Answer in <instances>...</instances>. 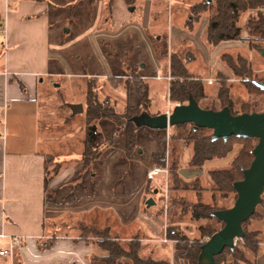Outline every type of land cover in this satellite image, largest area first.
<instances>
[{
	"label": "rangeland",
	"instance_id": "obj_1",
	"mask_svg": "<svg viewBox=\"0 0 264 264\" xmlns=\"http://www.w3.org/2000/svg\"><path fill=\"white\" fill-rule=\"evenodd\" d=\"M47 1L51 5L48 11V47L53 61L50 62V69L65 75L41 78L42 83L40 79L37 83L38 151L47 156L49 161L46 171L44 224L47 235L44 241L54 242L56 236L90 237L89 230L101 232L105 228L108 229L109 237L119 235L123 238H147L149 227L154 226L161 231L163 220L170 221L174 212L175 217H179L184 208L182 202L194 201V188L197 190L200 186L206 187L202 175L200 182L188 187L179 182V189L191 192H186V196L182 198L172 197L174 194L171 192L170 179L165 195L162 192L166 183L163 174L155 176L151 181L146 177L147 171L155 167L161 169L163 161L170 168L171 163L176 160L178 143L182 141L186 144L185 138L191 126L186 124L167 130L135 128V146L127 156L122 125L109 120L92 121L91 124L104 136L106 143L100 157L85 165L82 154L87 125V80L93 79L91 84L97 91L98 102L108 100V105L114 112L121 114L127 106L129 90L132 93L134 90L131 84L133 77L148 76L149 79L146 80L151 101L149 114L155 116V112H162L170 105L166 76L169 73V55L173 53L184 64L188 62L186 69L189 75L204 84L205 98L199 101L200 108L220 110L221 103L217 95L220 85H223L228 91L227 98L234 114H241L245 109L248 113L262 112L264 94L253 90L250 93L244 84L247 78L234 75L250 70L255 80H264V55L261 53L264 40L250 36L245 27L247 20L256 17L257 12L246 11L239 14L237 26L240 27V36L244 40L225 41L212 46L207 44L206 28L214 10L202 13L191 29L186 25L190 15L196 16L190 12L191 6L203 2L212 4L213 0ZM181 22L190 31L182 38L175 34ZM116 31H141L142 34L139 36L128 32L115 40L113 36ZM4 51L3 36L0 35V62ZM105 54L110 57L107 67L96 60L102 55L105 57ZM55 57L59 62L55 61ZM217 65H222V68ZM157 73L161 78H155ZM71 104H81L83 112L72 115L68 107ZM172 104L174 107L175 103ZM25 122L29 123L28 118H25ZM1 127L4 129V123ZM211 133L210 130H205L199 132L197 137ZM255 144L256 140H252V145ZM186 151L179 161L180 175L185 182L195 175L194 171H198L187 165L189 157L186 156H190L187 154H191V150L188 148ZM152 152L155 153L153 156ZM229 157L209 162L202 172L210 167L225 168ZM234 198V192H227L224 196L221 194V199L217 196L215 201L211 200L209 192L204 196L205 202L215 209L230 208ZM262 199L264 200V193ZM149 200L152 201L151 205L147 204ZM176 201L179 203L174 208L172 205ZM256 209L258 215L264 216V205L257 206ZM257 220V217L250 219L247 230L251 226L260 229L264 227V221L257 223ZM181 222L185 226L183 230L177 229L179 234L189 239L200 236L198 223L191 220L189 213L185 214ZM201 223L206 230L221 229V223L214 219ZM257 239L264 243V233ZM0 249L7 252L0 264H10L8 245H3ZM254 258L252 254L247 256L249 264L254 263ZM14 259L15 264L22 261L17 253ZM117 264L132 262L120 259ZM226 264L232 263L228 259Z\"/></svg>",
	"mask_w": 264,
	"mask_h": 264
},
{
	"label": "crops",
	"instance_id": "obj_2",
	"mask_svg": "<svg viewBox=\"0 0 264 264\" xmlns=\"http://www.w3.org/2000/svg\"><path fill=\"white\" fill-rule=\"evenodd\" d=\"M50 8L51 5H49L47 0L42 2L30 0H0V35L3 36V47L5 48L0 62V234H4L7 237L4 240H0V247L8 245L10 264H15L14 258L16 253L21 256L20 248L24 244L25 237H38L36 247L45 256L48 255V251L53 248V245L56 244L58 239L67 237L79 242H83L86 239L91 240V237L56 236L52 245L49 248H45L46 241L44 240L46 239L47 233L45 232L44 224L47 184L45 182L46 169L44 165V154L38 151V130L36 125L38 113L36 98L37 83L39 79L40 83H42L41 78H55L60 75H65L59 73L58 70L53 71L50 69V62L52 61L48 47L50 31L48 11ZM179 27L175 34L180 36V38L185 36L186 32H190L185 27L184 22H181ZM128 32L137 33L139 36L142 34L141 31H116L113 38L119 40L122 36L127 35ZM108 37L110 36L108 35ZM90 50L91 56H93L94 51L92 50V46ZM188 59L190 60V58ZM96 60L107 67L110 57L105 54V57L102 55L101 58H97ZM55 61L59 62L58 59ZM187 63L184 64L185 68ZM221 66L217 65L219 68H222ZM56 67L58 68V63H56ZM91 76L93 77V75ZM101 76H105V74H101ZM141 78L148 84L146 80L149 79L148 76H141ZM155 78L158 79L157 76ZM159 78H161L160 74ZM168 78H170L169 73L166 76V80ZM200 78L202 80L205 79ZM170 80L167 81L170 82ZM126 104L130 107L136 106L137 97L134 90L133 93L131 89L129 90ZM172 105L174 104L170 102V105L164 111H157L153 115L156 116L169 112L173 107ZM25 118H28L29 123L25 122ZM3 123L4 129L1 127ZM23 132L26 133L23 134ZM177 148V152L175 151L177 156L174 162L177 166V175L180 184L187 185L188 187L190 184L200 182L202 175H204L206 187L200 186L197 190L194 188L192 190L194 196L192 198L194 201L189 203L195 204L200 202L205 205H210L204 200L206 192L210 193V198L213 201L216 200L217 196L221 199V193L214 190L215 185L209 176V172L228 168L237 154L239 146H234L232 151L224 158H214L205 162L201 168H192L198 171H194L195 175L188 178L186 182L180 175L181 163L179 161L183 158V152L189 148L191 154H187L190 156H186L189 157L187 161V165L189 166V161L192 156V146L183 144L181 141L178 143ZM153 154L155 153L152 152L151 155L153 156ZM228 157V164L225 168L215 169L210 167L202 172L203 168L209 162L223 160ZM149 180L151 181V179ZM154 182L159 181L154 180ZM189 191L191 192V190L186 191L185 189L171 190L174 194L172 197L177 196L180 198L186 196V192ZM162 192L164 191L162 190ZM197 193H199V197H197ZM176 203L179 202L176 201L172 205L174 208ZM181 212L182 210L179 213V217H175L174 212L168 222L163 220L161 231H159V228L158 230L157 228L155 229L154 226L149 227L147 238L138 236L123 238L119 235H115L112 238H117V241L120 243L137 239L140 243L138 255L142 259L163 261L169 264H181L178 258L180 252L174 250L175 243L166 237L167 227H176L177 229L183 230L185 225L181 221L185 217V214ZM206 220L192 221L198 223L199 229L204 227V224L201 222ZM263 221L264 216L258 218L256 222ZM263 230L264 227H261V229L259 227H250V231H257L259 233L258 237L264 233ZM155 231L157 232L156 235ZM199 238H201V234L195 239ZM206 239L207 237L203 238L202 241ZM258 247L261 253L259 252V255L254 258L255 264H264V243L259 241ZM0 251L3 250L0 249ZM103 251L106 252L105 250ZM6 255L0 256V260H3ZM97 257L91 254V244H89V264H95L93 259ZM19 264H23V261L19 262Z\"/></svg>",
	"mask_w": 264,
	"mask_h": 264
},
{
	"label": "trees",
	"instance_id": "obj_3",
	"mask_svg": "<svg viewBox=\"0 0 264 264\" xmlns=\"http://www.w3.org/2000/svg\"><path fill=\"white\" fill-rule=\"evenodd\" d=\"M30 1L42 2L46 0ZM212 10H214V14L209 18L208 26L206 28V40L208 44L216 46L225 41L244 40L240 36L241 29L237 26V23L239 14L246 11L257 12L256 17L248 19L245 24L248 34L264 40V0H213L212 4L203 2L201 4L193 5L190 7V12L191 14H196V16L193 17L190 15L191 17L188 19V24L186 26L191 29L193 23L199 19V16L202 13ZM234 75L247 78V81L244 84L250 93V90H253L264 94V92L259 91L251 83L252 80L255 79L252 77L250 70L240 73L239 75L238 73H235ZM169 76L171 80L169 82L168 97L171 103L184 105L188 102L189 98L192 97L199 104V101L205 98L203 82L189 75L183 61L176 54L169 55ZM91 83H93V79H88L86 93L87 125L85 130V149L82 154L84 164H88L91 160H97L103 151V145L106 143L104 136L97 131L95 125L91 124L92 121L96 120H109L115 124L122 125L126 154L129 156L135 146V126L128 121L135 116H139L141 113H148L150 107L148 84L140 77H133L131 84L134 87L137 104L134 107L127 105L124 111L119 114L115 113L113 108L108 105V101H104L102 103L98 102L97 91ZM227 94L228 91L223 88V85H220L217 98L221 103V109L223 107H227L233 115H237L231 111V105L229 99L227 98ZM241 113H248V110L245 109L241 111ZM184 125L186 124L178 125L177 127L179 128ZM189 125L191 126V129L188 136L185 138V143L186 145L192 146V156L189 161V166L191 168H201L207 161L214 158H224L232 151L234 146H239V150L228 168L209 172V176L215 185L214 190L219 191L223 196L227 192L235 193L233 184L242 179L243 170L249 167L253 158L252 149L254 146L252 145V140L230 137L226 141H223L222 139L212 141L211 135L197 137L199 132H203L208 129L193 130V126L191 124ZM118 136H120V133H118ZM47 158V156H44L46 171L49 163ZM160 166L162 168L165 167L164 161ZM168 179L171 180L172 189H179L177 166L174 161L168 169ZM45 182L47 184V178L45 179ZM197 197H199V193H197ZM182 204L184 207L182 213H189L191 219L194 221L205 219L216 220L211 217V213L216 210H223L221 208L215 209L213 206L205 205L200 202L195 204L182 202ZM261 205H264L263 199L258 206ZM255 217H262V215H258L257 209H255V212L250 219ZM249 220L242 223L244 238L240 239L232 250L224 249L220 255L215 257V264H226L228 259L232 264H249L247 259L249 253L255 258L259 255V241L257 239L259 233L257 231L247 230ZM222 226L223 224L221 223V228ZM199 230L201 232V238L189 239L187 236L179 234L176 227L166 228V237L175 243L174 250L180 252L178 258L181 264H197L200 248L203 245L202 239L205 237L209 238L217 232L215 229L206 230L203 227L199 228ZM89 231L91 233L90 237L99 238V248L107 252L106 256L93 259V261L98 264H117L120 259H128L132 262V264H169L163 261L140 258L138 255L140 243L137 239L120 243L117 241V238L109 237L107 228L101 232H98L95 229H91ZM52 243V241L46 242L45 248H49ZM124 246H127L126 250L124 249ZM252 264H255V259Z\"/></svg>",
	"mask_w": 264,
	"mask_h": 264
},
{
	"label": "water",
	"instance_id": "obj_4",
	"mask_svg": "<svg viewBox=\"0 0 264 264\" xmlns=\"http://www.w3.org/2000/svg\"><path fill=\"white\" fill-rule=\"evenodd\" d=\"M264 55V49H261ZM255 88L264 92V81L252 80ZM72 115L83 112L81 104L68 105ZM128 122L135 128L146 127L152 130H167L170 127L191 124L193 130L208 129L211 140H228L230 137L256 140L252 149V161L243 170V177L233 184L236 198L228 209L216 210L211 217L223 224L222 228L207 238L200 248L197 264H215V257L224 249L232 250L235 239H243L242 223L248 221L261 203L264 193V110L262 112L233 115L229 108L202 109L190 97L184 105H175L169 113L152 116L141 113ZM148 205L152 201L147 202Z\"/></svg>",
	"mask_w": 264,
	"mask_h": 264
},
{
	"label": "clouds",
	"instance_id": "obj_5",
	"mask_svg": "<svg viewBox=\"0 0 264 264\" xmlns=\"http://www.w3.org/2000/svg\"><path fill=\"white\" fill-rule=\"evenodd\" d=\"M7 237L0 234V240ZM38 237H25L24 244L20 248L23 264H89V244H91V254L96 256H106L107 253L99 248V238L91 237V240L83 242L73 241L67 237L58 239L53 248L48 251V255L41 254L36 247Z\"/></svg>",
	"mask_w": 264,
	"mask_h": 264
},
{
	"label": "built area",
	"instance_id": "obj_6",
	"mask_svg": "<svg viewBox=\"0 0 264 264\" xmlns=\"http://www.w3.org/2000/svg\"><path fill=\"white\" fill-rule=\"evenodd\" d=\"M0 33H1V31H0ZM157 78H159V74H157ZM167 80H170V78H168ZM175 105H179V104H175ZM167 113H169V112H167ZM159 174H163L164 175V181L166 183H165V188L163 189V191H164V194L167 195V182H168V168H167V166H165L164 168H161V169L160 168H153L151 171H149L147 173V176H148L149 179H152L153 177L158 176ZM239 240L240 239H235L234 240V245L235 246L239 242ZM6 254H7L6 251H0V256H5Z\"/></svg>",
	"mask_w": 264,
	"mask_h": 264
}]
</instances>
